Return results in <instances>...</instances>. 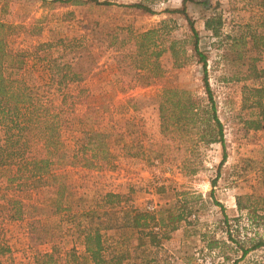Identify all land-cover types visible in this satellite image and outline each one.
I'll return each mask as SVG.
<instances>
[{
	"label": "rangeland",
	"instance_id": "1",
	"mask_svg": "<svg viewBox=\"0 0 264 264\" xmlns=\"http://www.w3.org/2000/svg\"><path fill=\"white\" fill-rule=\"evenodd\" d=\"M109 1L116 5L0 0V20L15 27L8 38L12 51L31 52L39 44L62 40L64 46L73 44L85 48L96 58L95 70L80 85L83 90L72 88V95L76 114L82 120L78 127L109 134L112 164L99 169L67 166L64 172L72 191L65 205L69 204L74 213L95 209L101 214L109 209H99L96 205L102 194H125L128 205L122 203L115 207L109 219L119 224L126 221L121 211L124 206L163 211L175 206L179 193L187 192L198 196V207L201 205L200 210L189 217L190 225L181 222L185 227L180 228L178 224L177 232L161 231L159 246L146 243L143 248L137 246L134 237L127 241L128 234L123 230L120 234L125 239L121 246L129 251L124 253L127 259L121 264H206L207 260L211 264L234 261L235 264H264V246L241 258V250L264 242V220L261 224L251 223L247 211L234 207L236 196H264V104L260 114L259 107L244 106L242 102V87L263 86L264 79L244 80L245 67H241L253 58L258 68H264V49L258 46L257 50L244 51L250 50L248 37L243 50L239 44L235 46L233 40L213 38L203 28L206 17L218 14L222 17L224 36L238 40L240 35L249 33V29L257 36H264V0H194L187 6L200 35L199 48L207 57L208 83L223 125L227 158L220 168L219 144L196 143L194 135L170 137L160 130L158 105L163 88L184 89L205 98L201 65L190 56V47L186 48L188 57L181 69L173 67L170 53L165 52L160 59L163 73L147 88L139 86L135 73L125 74L117 67L116 50L120 48V39L127 35V29L141 33L157 27L163 20L173 21L176 28L170 37L163 38L166 47L168 40H180L189 34L186 22L179 15L164 13L166 9L180 8L182 0ZM136 2L148 4L156 14L141 15L123 7ZM122 48L125 52L129 45ZM239 56L244 58L240 60ZM70 58H73L72 53L64 57L65 60ZM35 61L34 55L29 54L27 68L33 70V78L42 87L48 78ZM249 118H262L263 129L245 130L242 120ZM66 138L64 134L62 139L69 143ZM190 167L195 168L194 174L187 173ZM159 186L165 187L163 193H157ZM47 192L45 189L17 191L6 185L5 178L0 181V240L10 243L15 238L18 248L11 243L12 251L4 244L1 248L6 253H1L0 264L76 263L83 236L74 221L67 217L68 213H55L51 209L48 199L51 195ZM216 204L223 207L229 220L227 225L221 207ZM163 214L156 212V220L163 218ZM83 224L86 226L85 222ZM113 230L104 238L106 250L108 253L125 251L113 244L114 237L118 236ZM211 238L217 242L213 251L207 248ZM9 250L12 254L5 259ZM46 254L51 257H45Z\"/></svg>",
	"mask_w": 264,
	"mask_h": 264
},
{
	"label": "trees",
	"instance_id": "2",
	"mask_svg": "<svg viewBox=\"0 0 264 264\" xmlns=\"http://www.w3.org/2000/svg\"><path fill=\"white\" fill-rule=\"evenodd\" d=\"M5 1V0H2ZM74 5L92 3L97 6L110 7L115 2L104 0H58ZM194 0H182L180 8L166 9L164 13L179 15L187 24L189 34L183 39L168 40L164 45V37L171 35L176 28L173 21L163 20L155 28L141 33L127 29V35L120 39V48H117V67L127 74H136L139 86L147 88L158 80L163 68L160 59L165 52H169L175 69H181L187 61V47L191 48V57L201 65L202 82L205 98L194 95L190 91L179 88H163L159 94L161 100L158 105L161 134H178L177 138L185 135H194L196 143L219 144L222 154L218 168L227 158L223 125L217 116L213 93L208 83L206 63L207 57L199 48L200 35L194 27L187 10L189 3ZM140 13L141 15H155L153 9L144 2H136L123 6ZM222 17L212 14L203 21V28L213 38L233 40L244 50L249 38L252 51L261 47L264 49V36H257L251 32L239 36L234 40L222 33ZM15 29L0 20V181L6 179V185L15 190H47L49 204L55 213L66 212L74 221L75 226L83 236L85 252L92 264H121L127 259L124 253L109 254L104 245L103 232L112 229L131 228L139 232L137 246L146 243L150 246H159L161 231H175L177 225L186 222L190 225L189 217L198 212V196L187 192L179 193L175 206L167 210L156 211L164 213L163 218L156 220V212L146 209H137L132 206L121 208L125 220L113 224L112 210L121 204L128 205V197L119 193L107 192L102 194L96 202L100 208H106L101 214L95 210L71 212L70 205H65L68 195H71L70 183L64 172L67 166H80L85 169H99L109 167L110 143L109 134L94 129L78 127L82 120L78 119L75 109L73 90H83L80 85L93 73L97 66L96 58L85 48L64 46L62 40L39 44L33 51L15 50L9 48L8 38ZM237 41V42H235ZM221 43V42H220ZM129 45L128 50H122ZM234 45V44H233ZM78 51V52H77ZM67 53H72L70 60H65ZM29 54H33L37 65H41L48 78L45 86L39 85L32 76V69L27 68ZM71 55V54H68ZM240 60L244 56H239ZM238 57V58H239ZM256 59H251L245 67L244 80L264 79V68H258ZM72 88H74L72 90ZM54 91L56 96L52 94ZM242 102L244 106L250 104L259 107L262 114L264 104V85L260 87H242ZM243 128L247 131L263 129L262 118L242 120ZM67 134L66 140L62 136ZM191 137V136H189ZM82 156L79 158V156ZM90 155V157H89ZM187 164L183 163V168ZM188 174H194L195 168H187ZM164 186H159L157 193H163ZM71 197V196H70ZM70 199V198H69ZM80 200V199H79ZM219 205V204H216ZM235 206L239 211H247L249 220L254 224H261L264 220V196L253 194L236 196ZM221 210L223 211V207ZM166 219V222L164 221ZM224 224L229 220L223 211ZM156 221L158 224H155ZM86 226H83V223ZM160 228V233L153 230ZM166 236V234L162 233ZM167 237V236H166ZM264 246L258 242L248 249L241 250V258L249 251ZM207 248L213 251L217 248L214 239L207 241ZM45 257H51L46 254ZM235 264V261L232 263Z\"/></svg>",
	"mask_w": 264,
	"mask_h": 264
},
{
	"label": "crops",
	"instance_id": "3",
	"mask_svg": "<svg viewBox=\"0 0 264 264\" xmlns=\"http://www.w3.org/2000/svg\"><path fill=\"white\" fill-rule=\"evenodd\" d=\"M233 203H234V199H233ZM234 207H235V204H234ZM179 226H180V228H182V227H185V226H183V224H179ZM123 230H125L126 232H127V234H128V236L126 237V239H127V241H131V238L130 237H134V238H136V240H137V238H138V236H139V232L138 231H135V230H133V229H131L130 227L129 228H126V229H121V230H117V229H115V230H113V232L114 233H118V236H116V237H114V239H115V241H114V245L116 246V248H118V249H125V251H122V252H118V253H114V252H109V254H119V253H127L126 251H129V249L127 250V247H122L121 246V244H124L123 243V241H124V239H125V237H121V232H123ZM178 231V229H176L174 232H177ZM110 231L109 232H107L106 234H103V240H105L104 238L107 236V235H110ZM132 234H135L134 236H132ZM119 237H121V238H119ZM14 240H11L10 241V243H5L4 241H2V240H0V255H1V253H3V254H5L6 252H4V250H2V248L1 247H5L4 246V244H7V245H9V249H11L12 251H13V249L11 248V243H15V241L17 240V239H15V238H13ZM113 240V239H112ZM129 241V242H130ZM171 241V240H170ZM105 242V241H104ZM109 243V242H108ZM81 252H79V253H77V255H78V258H75L76 259V263L75 264H92L91 263V260L89 259V256L86 254V252H85V247H84V244H83V238L81 239ZM146 246V245H145ZM14 247H15V249H18V248H16L17 246H16V243H15V245H14ZM144 246H142L141 248H143ZM12 251H8V255H6L5 256V259L7 258V257H9V256H11V254H12ZM131 251V250H130ZM45 253H47V252H45ZM131 255V254H130ZM136 255H137V257H138V255L139 254H137L136 253ZM13 256H14V254H13ZM135 258H136V256H135ZM133 260V259H132ZM137 261H138V263L140 262V260L139 259H136ZM144 263V262H143Z\"/></svg>",
	"mask_w": 264,
	"mask_h": 264
},
{
	"label": "built area",
	"instance_id": "4",
	"mask_svg": "<svg viewBox=\"0 0 264 264\" xmlns=\"http://www.w3.org/2000/svg\"><path fill=\"white\" fill-rule=\"evenodd\" d=\"M146 210L149 211V212H152L154 210V208L153 207H147ZM153 230L155 232H159L160 233V228L159 227H154ZM206 264H211L210 260H207Z\"/></svg>",
	"mask_w": 264,
	"mask_h": 264
}]
</instances>
